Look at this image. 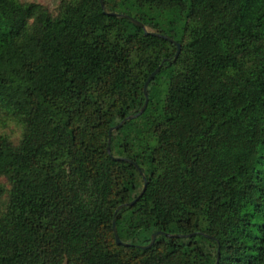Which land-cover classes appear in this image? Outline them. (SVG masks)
I'll return each instance as SVG.
<instances>
[{"label":"trees","instance_id":"16d2710c","mask_svg":"<svg viewBox=\"0 0 264 264\" xmlns=\"http://www.w3.org/2000/svg\"><path fill=\"white\" fill-rule=\"evenodd\" d=\"M101 4L0 0V264H264V0Z\"/></svg>","mask_w":264,"mask_h":264},{"label":"water","instance_id":"95a60500","mask_svg":"<svg viewBox=\"0 0 264 264\" xmlns=\"http://www.w3.org/2000/svg\"><path fill=\"white\" fill-rule=\"evenodd\" d=\"M99 1H100V7L102 8L101 0H99ZM111 15H114V14H111ZM126 18H128V20H129L132 24H134V25H136V26H138V27H140V28H143L142 24H140L139 22H137V21H135V20H133L132 18H129V17H126ZM146 33H147V32H144V34H146ZM167 40H168L169 42H171V43L175 46L174 57H176L177 54H178V52H179V45H178L177 43L173 42V41L170 40V39H167ZM157 70H158V69H155V70H154V71H153V72L147 77L146 81H145L144 84H143V87H142V93H143V96H144V102H143V104H142V107H141L140 110L138 111L137 115L140 114V113L144 110V108H145V106H146V103H147V100H146V99H147V98H146L145 88H146V85H147L148 81L154 76V74L157 72ZM134 117H135V116H132V115L127 116L125 119L121 120L117 125H115L114 127L110 128V129H109V132L112 131V130L117 129L119 126H121V125L123 124L124 121L130 120V119H132V118H134ZM106 151H107V153H108V142H107V144H106ZM127 162L131 163L130 161H127ZM133 166L135 167V169H136V170L138 171V173L140 174L141 172L136 168V166H135L134 164H133ZM144 188H145V182H143V185H142L141 191H140V193L137 195V197H136L134 200H132L130 203L125 204L124 206L129 207V206H131L134 202H136V200L141 196L142 192L144 191ZM118 208H120V206H119ZM111 230H112V234H113V238H114V242H115V244H116V245H125V244H123V243H121V242L119 241V239H118V237H117V235H116V232H115V229H114V225H113V224H112V226H111ZM158 235H161V236H164V237H179V236H177V235H169V234H166V233H163V232H155V233H152V234L150 235L148 244H147L146 246H143V247H140V248H148L149 246H151L152 243H153V241H154V239H155L156 236H158ZM217 260H218V250H216V258H215V262H214V264H217Z\"/></svg>","mask_w":264,"mask_h":264},{"label":"rangeland","instance_id":"374dc122","mask_svg":"<svg viewBox=\"0 0 264 264\" xmlns=\"http://www.w3.org/2000/svg\"><path fill=\"white\" fill-rule=\"evenodd\" d=\"M22 3H35L44 7L49 13L55 14L57 6L61 0H18ZM0 117V135L7 137L12 143H16L19 139L21 128L14 121L2 120ZM6 202V197L0 198V212L3 209Z\"/></svg>","mask_w":264,"mask_h":264}]
</instances>
